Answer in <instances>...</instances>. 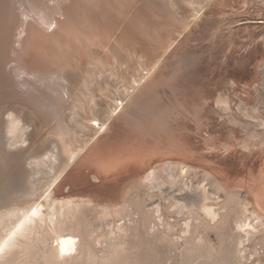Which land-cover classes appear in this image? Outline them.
<instances>
[{"label": "rangeland", "instance_id": "374dc122", "mask_svg": "<svg viewBox=\"0 0 264 264\" xmlns=\"http://www.w3.org/2000/svg\"><path fill=\"white\" fill-rule=\"evenodd\" d=\"M5 1L7 5L9 4V8ZM14 1L0 0L2 13H0V25L13 27L12 31L18 27L29 26L87 27L89 23L93 26L88 27H97L95 14L98 13V0H86L87 10L83 8L84 10L80 9L81 12L76 7L75 9L70 7L71 0H68L66 4L68 6H65L63 13L59 12L58 17L55 16L56 20H54V9L58 4L57 0H44L48 6V12L45 13L49 16L40 20L41 13L38 18H34L36 15L32 17L34 14L31 10L35 9L34 3L26 5L28 12L25 11V14V8L22 12L20 10L18 12L17 2ZM170 1L132 0L133 5L119 25V27H141L140 23L143 25L145 21L154 23L158 20L159 23H165V27L179 24L180 27L185 28L178 37V39L182 38V41L177 39L174 47L177 45L182 49L181 46L184 45L182 50H178L184 53L181 69L182 71L186 69L184 72L180 70L179 76H181L177 78L180 79V83L176 79V83L171 87L167 86L162 92L161 98L164 101L161 103L168 110L167 114L163 115L160 126L155 127V130H159L156 131V135H150L149 138L152 139L147 138L146 141L149 143H145V146L140 145L144 151L148 147V151L144 154H136L137 157L133 154L128 157L129 159L126 156V160L130 161L128 162L130 167L120 170L123 172L119 174L109 171L110 167L104 166L107 158L102 159L103 161H94L89 168L91 170L85 168L83 173L78 175L72 171V168L68 169L71 175H66L68 173L65 172L62 178L66 176V181L52 193V198L53 201L58 199L61 201L65 197L66 199L72 197V201L78 200L77 207L62 214L58 213L59 215L57 214L56 218L54 216L51 221L48 218L41 219L42 221L36 218L29 224V229L23 233L24 236L23 234L16 236L13 246L0 250V264H224V262L225 264L229 262V264H264V0H203V2L184 0L180 8L182 11L179 8V11L176 10L179 3L174 6ZM37 3L39 4L40 0ZM137 8L138 13L135 17L137 20L129 23L133 11ZM193 9L196 10V16L192 15ZM14 12L18 17L17 26L15 24L12 26L13 23L7 19ZM5 16L9 17L5 19ZM80 16L87 18L82 17L83 20ZM176 17L181 20L178 22ZM86 21L89 23L87 24ZM2 38L0 36V45L3 43ZM179 43L183 44L180 46ZM184 58L189 62L185 63L187 59ZM0 68V99L5 100V103L0 100V118H4L5 107L10 106V103L6 102L4 94L7 90V78L1 59ZM145 72L146 70L142 69V73ZM99 76L95 77L99 96H102L107 89L109 93L113 91V86L107 83L104 76ZM188 77L193 80L189 81ZM183 78L190 82L187 86V81ZM42 82H39V89L43 87ZM123 83H126L128 90L131 91L125 79ZM178 83L186 86L185 89ZM176 84L177 89L181 88V90L176 89ZM59 93L58 88H50L46 94L38 92L37 95H40V99L46 96L51 103L54 101L57 103ZM138 98L139 94L129 98L123 110L131 111ZM55 103L57 109L58 103ZM79 104L76 107L82 111V105ZM59 105L60 111L63 104L59 103ZM73 106L70 113L75 115L76 107ZM90 117L94 115L84 118L83 125L93 124L92 121L95 119ZM191 118H195V123ZM21 125L25 127L23 123ZM175 125H179L181 130H186L187 133L177 129L179 126L174 128ZM2 127L0 142L2 141L3 144ZM174 131L176 135L179 134L178 138L174 136ZM181 137L183 139L180 140ZM49 140L51 139L47 140V144L51 145L52 141ZM106 140L104 142L107 143ZM17 142L15 145H19V141ZM24 142L20 141V144ZM134 142L138 143L137 140ZM181 142L186 148L179 145ZM106 143H102L96 149L98 151L95 155L100 156L102 150H106ZM186 143L189 148L185 146ZM3 145L2 147H5ZM177 152L181 154L180 157ZM110 157H108L109 161L112 162L114 159ZM163 157L171 163L188 162L190 167L183 172L176 165L166 171ZM31 158H26L22 163L23 166H29L28 161L35 160ZM42 160L33 168L35 170L33 175L36 176L35 178L47 179L52 170L48 167L47 157H43ZM150 162L156 168L154 181L151 178L144 179L148 171L147 163ZM93 166L99 171L96 172ZM108 172L109 176H107ZM94 173L105 175L101 179V175L99 177ZM77 182L81 184L79 187ZM165 186L168 188L166 189ZM177 191L180 192V199L171 196V193ZM196 191L207 192L209 197L206 195L208 198L205 197L204 200L202 194L197 193L196 196ZM84 196L88 201H85ZM199 199L212 206L217 212L214 219L204 214L199 207L201 202ZM242 222L249 223L248 226H244L243 231L238 228V224ZM9 223L12 224V221L0 224V238L6 233L7 226L11 225ZM61 229L76 235V250L70 255L53 253L54 237ZM237 234L240 235L238 242L241 243L236 244L237 255L232 259L233 244ZM226 252L232 255L225 256ZM225 258L229 262H226ZM220 259L221 261L224 259V262L222 263Z\"/></svg>", "mask_w": 264, "mask_h": 264}, {"label": "bare ground", "instance_id": "6f19581e", "mask_svg": "<svg viewBox=\"0 0 264 264\" xmlns=\"http://www.w3.org/2000/svg\"><path fill=\"white\" fill-rule=\"evenodd\" d=\"M15 1L17 2V6L19 8L18 12L19 10L22 12L25 8L24 13L26 14L25 11L28 12L26 5L28 3H34V8L36 10H31L34 14L32 17L36 15L34 18H38L37 16L40 13L42 17L40 18L39 16V20L49 16V14L47 15L45 13V11L48 10V6L44 0H40L39 4L37 3L38 0ZM57 1L58 4H56L54 9V20H56L55 16L58 17L59 12H64L65 6L68 2V0ZM176 1L171 0L170 3L173 5L179 3V7L175 8L176 10H178V8L181 10L180 8H182L184 0H178L177 3ZM77 2L78 5L76 6ZM97 2L98 13L95 14L97 27H88L92 24L87 21V24L89 23L87 27L29 26L18 27L15 31H12L13 27H3L0 25V36L3 37V43L0 45V59L4 66V72L6 74L5 78H7V90L4 94L6 102L10 103V106L5 107L6 113L4 118H0V128L3 126V134H1L3 135V144L5 145V147H2V141L0 142V224H3L5 221H12V224L9 223L11 225H5L7 228L6 233L0 238V250L13 246L15 244L16 236L27 231L29 229V224L36 218L40 220L48 218V220L51 221L54 216L56 218L58 213L62 214L64 211L66 212L77 207L78 204L76 205V202L78 200L76 202L72 201V197L69 195L68 196L71 197V199H66L65 197V199L62 200L61 196L60 201L57 198L59 200L58 203H55V201L58 200L53 201L54 199L52 198V193L58 189L64 181H66V176L64 177L65 179L62 177L65 172L68 173V169L72 168V171H75L76 175H78L83 171V169L86 168L88 170L92 167L94 161H103L102 159L107 158V161L104 162V166L110 167L109 171H114L119 174L120 172H123L120 170L130 167V163H128L130 161L126 160L128 157L133 154L135 156L136 154H144L148 151V147L144 151V148L140 145L145 146V143H147L146 139L149 138L150 135H156V131L159 130H155V127L160 126V122L164 118L163 115L165 116L168 110V108L161 103L164 101V99L161 98L162 92L167 86L170 85L171 87L173 83H176L175 81L178 80L177 78L181 76H179L180 70L181 72H184V69H186L184 68L183 71L181 69L184 53L179 52L178 49L180 48H178L177 45L174 47L178 37H180L182 32H184L185 28L183 26L180 27L179 24H176L174 27H165V23H159V21L156 20L154 23L147 21H145L143 25L140 23L141 27H119L123 17L129 11L134 2H132V0H98ZM71 6L72 8L74 7V9L75 7L76 9L78 8L80 12V9L84 10L86 8L87 10L86 0H71L70 7ZM14 10L17 11L16 9ZM68 10L66 12H68ZM50 12H52V9H50ZM191 12L192 15L196 16V10ZM137 13L138 8L133 11L129 23H131L132 20H137L135 18ZM86 16H88V14ZM7 17L9 16H5V19ZM17 18L18 17L14 12L12 16L7 19L13 23L12 26L14 24L17 26V24H19L17 22ZM85 18L87 17H84V19ZM176 18L178 19V17ZM180 20L178 19V22ZM139 22L140 21H138V23ZM9 25L11 24L9 23ZM116 32L117 34L115 35ZM179 39L181 40L182 38ZM182 46L181 48L183 49ZM187 61L188 59L185 63H187ZM185 63L183 64L186 65ZM142 69L146 70L145 74L142 73ZM186 72L189 73V71ZM96 75L104 76L107 83L111 84L114 90L109 93L107 89L102 94L103 97L99 96L100 94L95 79ZM124 79L129 83L131 91L128 90L126 83H123ZM184 79L185 78H183V80ZM190 79L193 80V78ZM179 80L178 82L180 83L181 81ZM189 81H187L188 83L186 82V86L190 83ZM39 82L45 84H43V87L40 89L38 87ZM183 84H179V86L181 85L183 88ZM185 87L183 89H185ZM50 88L59 89L60 97L58 98L57 109L54 105L55 101L54 103H51L46 96H44L43 99H40V95H37L38 92L40 94H46ZM177 90L179 91L181 88ZM137 94H139V98L135 101L133 109L129 112H125L123 108L128 99ZM0 100H2V98ZM2 101L4 102L5 100ZM59 103H61V105L63 104V108L60 110L61 112L59 111ZM78 103H80L79 105H82V111L76 107ZM73 105L76 107V110L74 111L75 115L74 113L73 115L70 113L73 110L71 108ZM184 111L186 110L184 109ZM91 115H94V117L90 118H93V120L95 119L92 121L93 124L83 125L82 120ZM194 119H192L193 122ZM20 123H23L25 127H23ZM194 123L193 126L195 127ZM178 126L179 125H175L174 128H177ZM23 128L25 129L23 130ZM177 129L183 131L180 126ZM175 131L174 136L178 138L179 134L176 135ZM183 132H186V130ZM188 132L192 133L191 131ZM181 133L182 132H180V134ZM182 137L180 140L183 139ZM188 137L190 136H187V138ZM48 139H51L49 140L52 141L51 145L47 144ZM149 139L151 140L152 138L150 137ZM94 140L96 141L92 144ZM105 140L107 143L104 142ZM134 140H137L138 143L134 142ZM17 141H19V145H15ZM20 141L25 142L24 144H20ZM177 142H179L178 139ZM102 143H106V150L103 149L100 156H98L99 154L95 155L97 153L96 151H98L96 149ZM182 143L183 142L180 144L177 143V145L179 144L183 146L185 141L183 144ZM186 144L187 145L185 146L189 148L190 146H188V143ZM183 148L186 147L183 146ZM180 155L181 154H179L178 157H180ZM196 155L197 154H195V156ZM45 156L48 160V167L52 171L47 179H40V177L35 178L36 176L34 177L33 175L35 170H33V168L37 166ZM126 156L127 158H125ZM206 156L209 157V155ZM28 157H32L33 159H31L35 160H29L28 163L30 165L23 166V161ZM108 157L113 158L114 160L111 162ZM155 157L158 158V156ZM187 158L189 157H186V159ZM163 159H165V157H163ZM184 159L185 156L183 160ZM170 161L172 160L170 159ZM184 162L185 161L171 163L165 159L166 166H164V168H167L166 171H169L173 169L174 166L178 165L180 171H183L190 167L188 166L190 163L188 164V162ZM149 164L147 163L148 171L144 175V179L149 180L151 178L153 180L156 168L152 166L151 162ZM93 169L96 172L98 170L95 169V167ZM70 170L69 172H71ZM109 174L110 173L108 172L107 176H109ZM139 174L137 176H139ZM66 175L71 174L68 173ZM104 175L105 174L101 175L100 178L102 179ZM170 175L171 174H169V176ZM140 177L141 176H139V178ZM95 179H97V177ZM80 185L81 184H79L78 187ZM193 191L195 192V190ZM197 193L198 192L196 191V194ZM206 193L207 192L203 191L198 194H202L204 199L207 196L209 197ZM198 194L196 196H198ZM75 196L77 198L79 197L77 195ZM171 196L174 198H181L179 191L171 193ZM86 200L88 201L85 197V201ZM10 201H13V203H10ZM199 207L210 219H214V217L217 216V212L212 208V206L206 204L203 200L200 202ZM257 219H260L259 216H257ZM248 224L249 223L242 222L241 224H238V228L242 230L244 226H248ZM239 236L240 235L237 234L234 239L235 243L233 244V255L232 253H229L232 255V259L236 258L237 255L236 250L238 247L236 249V244L241 243L238 242L240 238ZM54 238V246H52L54 254L63 256L70 255L76 250L77 239L73 232L63 231L61 229L56 232ZM230 252H232V248L230 249ZM239 252L241 253V250ZM227 253L228 252L224 253L225 256ZM223 260L221 261L220 259L222 263L224 262ZM226 260L228 259L225 258V261Z\"/></svg>", "mask_w": 264, "mask_h": 264}]
</instances>
